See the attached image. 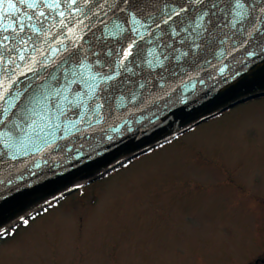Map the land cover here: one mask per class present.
<instances>
[{"label":"rangeland","instance_id":"obj_1","mask_svg":"<svg viewBox=\"0 0 264 264\" xmlns=\"http://www.w3.org/2000/svg\"><path fill=\"white\" fill-rule=\"evenodd\" d=\"M264 98L64 197L0 264H244L263 242Z\"/></svg>","mask_w":264,"mask_h":264},{"label":"snow or ice","instance_id":"obj_2","mask_svg":"<svg viewBox=\"0 0 264 264\" xmlns=\"http://www.w3.org/2000/svg\"><path fill=\"white\" fill-rule=\"evenodd\" d=\"M18 5L32 13L23 12L25 20L35 18L37 24L17 22ZM105 6L115 18H110V24L105 22L107 35L97 37L99 49L91 42L87 49L83 43L76 44L77 40L83 41L84 36H76L73 26L83 25V21L78 17L74 21L70 18L79 13L90 19V12L93 15L103 12L107 16ZM253 12L259 14L257 24L261 26L253 24L251 31L246 32L248 39L244 43L264 28V0L259 7L246 0H188L187 6H180L179 10L168 4L160 8L156 0H0V28L6 33L0 34V156L15 160L17 153L27 154L30 148L46 149L59 133L79 131L78 126L82 124L91 126V118L100 117L108 98L121 88L133 83L140 89L147 87L150 81L143 76L144 71L149 75L157 68L167 71V63L173 60L196 56L198 51L210 48L217 41L223 44L221 34L231 38L224 29H236ZM6 18L12 22L2 23ZM46 19L53 22L51 27L56 23L60 25V33L65 34L73 47H68L63 40L56 48L48 43L49 33L40 26ZM151 25L173 41L178 38L180 46L187 50L180 51L175 43L164 40L163 36L157 37L155 32L149 31ZM161 25H165L167 31ZM28 29L32 36L26 39L24 34ZM146 39L158 50L149 48L147 57L141 55V42ZM113 40L119 49L109 46L108 42ZM37 41L41 42L40 47ZM45 44L47 48L43 47ZM29 48L32 55L27 54ZM21 64L39 83L35 86L30 83L13 94L16 83L13 77ZM129 64L135 66L129 67ZM41 70L46 74L41 75ZM27 73L19 72V75ZM125 73L129 74L127 81L123 78ZM137 76L144 82L132 79ZM131 98L136 100L137 95L132 93ZM250 264H264V248L250 254Z\"/></svg>","mask_w":264,"mask_h":264},{"label":"water","instance_id":"obj_3","mask_svg":"<svg viewBox=\"0 0 264 264\" xmlns=\"http://www.w3.org/2000/svg\"><path fill=\"white\" fill-rule=\"evenodd\" d=\"M246 2L259 7L261 0ZM156 3L160 8L168 4L179 10L180 6H187L188 0H156ZM18 7L20 15L17 22L24 20L25 24H37L35 18L32 21L25 20L23 12L32 15L30 10L20 5ZM93 11L98 12L97 9ZM105 11L108 12L107 16L103 12H98L97 15L90 12V19L79 13L70 18L74 21L78 17L83 21V25L73 26L76 36H84V40H77L76 44L83 43L87 49L91 42L93 47L99 49L97 37L107 35L105 22L110 24V18H115L107 6ZM258 15L253 12L236 29L225 28L224 33L231 38L221 34V38L225 40L223 44L217 41L210 48L198 51L196 56L173 60L167 63V71L157 68L151 75L147 70L144 71L143 76L150 81L147 87L140 89L138 84L133 83L121 88L108 98L101 116L91 118V126L82 124L78 126L79 131L59 133L46 149L30 148L27 154L17 153L15 160L0 156V228L53 196L71 191L75 184L102 178L123 161L140 156L170 137L179 135L238 103L264 97V28L261 32L253 33L252 38L244 43L248 39L246 32L251 31L253 24H257ZM11 22L10 18L2 21L4 24ZM52 23L50 19H46L40 25L49 33L46 37L48 43L56 48L58 42L63 40L68 47H73L68 44L65 34L60 33V25L56 23L55 27H51ZM161 28L167 31L165 25H161ZM140 31L147 36L144 29ZM149 31L155 32L157 37L163 36L155 25H151ZM0 34H6L2 28ZM24 35L26 39L32 36L31 29ZM53 36L56 37L55 40L52 39ZM163 39L175 43L180 51L187 50L180 46L178 38L173 41L168 36H163ZM108 43L110 47H120L114 40ZM40 46L41 42L37 41V47ZM43 47L47 48L48 45ZM141 48V55L145 57L149 48L158 51L148 39L141 42ZM60 51L63 52V47ZM249 53L253 55L250 56ZM27 54L32 55L30 48ZM134 66L129 64V67ZM144 68L147 69V66ZM19 72L27 73L23 64L13 77L16 80L15 87L12 88L13 94L27 88L30 83L33 86L39 83L33 74L20 76ZM40 74L45 75V70H41ZM161 76L165 79L162 80ZM128 77L129 74L125 73L123 78L127 81ZM132 79L144 82L139 76ZM132 93L137 95L136 100H132Z\"/></svg>","mask_w":264,"mask_h":264},{"label":"flooded vegetation","instance_id":"obj_4","mask_svg":"<svg viewBox=\"0 0 264 264\" xmlns=\"http://www.w3.org/2000/svg\"><path fill=\"white\" fill-rule=\"evenodd\" d=\"M261 248H264V242H263L261 245L257 246V248H256L255 251H258V250H260ZM244 264H250V259H249V260H246V262H245Z\"/></svg>","mask_w":264,"mask_h":264}]
</instances>
